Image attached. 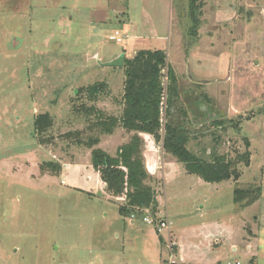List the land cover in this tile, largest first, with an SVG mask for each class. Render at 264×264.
I'll use <instances>...</instances> for the list:
<instances>
[{
    "label": "rangeland",
    "instance_id": "obj_1",
    "mask_svg": "<svg viewBox=\"0 0 264 264\" xmlns=\"http://www.w3.org/2000/svg\"><path fill=\"white\" fill-rule=\"evenodd\" d=\"M135 27L151 35L138 43L164 50L173 66L179 92L174 117L186 119L189 148L207 160L214 153L233 158L245 150L246 137L254 156V164L241 166L238 181L212 183L207 191L196 187L191 193L184 183L176 192L166 185L164 190L154 178L158 217L167 210L170 221H180L182 211L218 204L221 219L244 204L234 202V188L246 189L250 199L257 196L264 0H0V264H160L143 249L146 234L157 239V232L140 215L135 225L125 219L94 168L93 149L67 135L86 130L85 106L121 115L124 68L99 61L121 53L133 57ZM116 31L126 37L123 43L110 40ZM95 84L102 87L93 97L88 91ZM44 112L53 122L45 133L48 144L41 145L34 121ZM166 114L164 122L171 120ZM88 133L111 154L131 137L120 127L110 135ZM159 151L164 159L172 156ZM46 162L60 165V173L50 165L42 170Z\"/></svg>",
    "mask_w": 264,
    "mask_h": 264
},
{
    "label": "trees",
    "instance_id": "obj_2",
    "mask_svg": "<svg viewBox=\"0 0 264 264\" xmlns=\"http://www.w3.org/2000/svg\"><path fill=\"white\" fill-rule=\"evenodd\" d=\"M195 24L198 18L194 19ZM124 108L120 116L104 115L93 105L85 106L86 130L71 131V138L76 144L93 149L92 163L103 183L105 192L120 203V213L126 218L136 211L151 207L158 212L157 191L151 185L152 176L148 172L144 159V138L142 134H151L157 141L163 138L164 150L171 154L178 162L183 163L189 174L201 177L206 182L220 183L225 180L236 181L242 175L241 166L248 167L251 163L250 141L245 137V150L238 152L236 157L227 158L222 154L214 153L212 159L207 160L189 148L190 133L186 128V119L175 118L178 108V85L174 71L167 63V54L162 49H140L131 58L125 57L124 63ZM167 68V116L170 121L164 124V137L161 122V103L165 92L163 84L164 69ZM102 85L95 84L89 88V95L96 96ZM77 94V92H74ZM80 90L77 95L80 96ZM174 96V97H173ZM177 99V101H176ZM185 109H179L186 114ZM98 115L94 118V112ZM186 116V115H185ZM93 118L95 120H93ZM53 118L49 112L39 113L34 121V135L39 137V144H48L46 134L52 126ZM124 128L131 133L130 140L121 145L115 154H111L96 147L99 137L88 135L90 131L98 130L103 134H113L117 128ZM72 134V135H71ZM86 136V137H85ZM47 165L52 166L60 173L61 166L57 163L46 162L41 165L45 170ZM257 196L249 198L246 189L235 188L234 201L252 202L259 196L260 187H257ZM118 199V201H117Z\"/></svg>",
    "mask_w": 264,
    "mask_h": 264
},
{
    "label": "crops",
    "instance_id": "obj_3",
    "mask_svg": "<svg viewBox=\"0 0 264 264\" xmlns=\"http://www.w3.org/2000/svg\"><path fill=\"white\" fill-rule=\"evenodd\" d=\"M169 25H171V16ZM132 31L133 34L131 32L130 35H132V40L135 39V47L133 49H158L156 47L149 48L138 43H142L143 39H148L151 36L150 34L142 36L140 30L137 31L136 27ZM159 34L160 33H158V35ZM155 35L156 34L153 36ZM166 37L168 36H157L159 39ZM112 59L114 58L109 60ZM196 60H199V57H196ZM195 65H197L198 71L204 74L202 64L195 63ZM171 67L173 69V66ZM194 80L196 79H193V81ZM197 80L202 82L206 81L202 79ZM197 84L201 85L203 83L197 82ZM142 135L146 140L144 149L146 168L153 179L158 177L161 179L164 190L166 185L168 188L167 190L175 189L176 192L179 185L184 183L185 186H182V188L188 189L191 193L195 191L194 189H196V187H201V190L207 191L204 187L212 183L206 182L197 175L189 174L187 170L185 171L186 173H183L178 167L179 162L176 158L168 156L164 159V154L161 155L159 149L156 148L151 135ZM259 153L260 157L257 158L256 162V166L260 170L259 196L252 202H246L245 200L242 206L238 207V209L236 208L233 214L235 219L233 216H225L221 219L218 218L221 213V207L218 204H211L207 208L202 205L197 210H195V207L194 211L193 208H191V210L182 211L183 213L181 215H184V218L180 221L177 219L174 220L173 218L171 219L172 236L178 244V249L180 245L179 254L183 264H224L229 260H240L244 262V264H264V142L263 145L260 146ZM160 156L161 167L158 166ZM252 163L254 164L253 155L251 156L250 165ZM220 183L214 184L217 185ZM201 190H199L198 194ZM217 190H219V188H216V191ZM198 194L194 195L195 199L198 198ZM205 199L207 200L208 197H205ZM157 201L159 205L158 208L161 212L159 198H157ZM232 207L234 208V205ZM165 212V216L169 218V212L167 210ZM136 221L137 220H132L130 223L135 225ZM156 235L157 239L151 232L146 234L143 249H146L147 254L150 255L154 262L159 261L161 263V260L167 254L165 244L166 238L165 236L160 237L157 233ZM176 235L178 239H175Z\"/></svg>",
    "mask_w": 264,
    "mask_h": 264
},
{
    "label": "built area",
    "instance_id": "obj_4",
    "mask_svg": "<svg viewBox=\"0 0 264 264\" xmlns=\"http://www.w3.org/2000/svg\"><path fill=\"white\" fill-rule=\"evenodd\" d=\"M109 38L112 41H116L118 43H123V41L125 40L126 37L124 38V36L121 35V33L119 31H116L115 33H112L109 36ZM166 71H167V68L164 69L165 75L163 76V84L165 86V92H164V96H163V101L161 103V122H162L163 128L161 129L160 133L163 137H164V124L166 122H164L162 114L164 112L167 113V109H168V105L166 102L167 101L166 87L168 84V76L166 74ZM149 135H151V134H149ZM151 138L154 140L156 148H158L159 150L161 148H163V141L162 140L157 141L153 135H151ZM158 161H159L158 166L161 167V164H160L161 156L159 157ZM137 215L141 216L144 223H146L149 226H152L154 228V230L157 232V234H159L160 237L165 236V234H167V236H168L165 239L166 240L165 244H166L167 254L161 260L160 264H183V261L180 257V254H179L178 244L172 236V222L166 216L158 217V214L155 213L154 211L150 212L149 208L136 209V211L130 215L129 219L136 220ZM164 230L166 231L165 234L163 233ZM224 264H243V263L240 260H229V261H226Z\"/></svg>",
    "mask_w": 264,
    "mask_h": 264
},
{
    "label": "water",
    "instance_id": "obj_5",
    "mask_svg": "<svg viewBox=\"0 0 264 264\" xmlns=\"http://www.w3.org/2000/svg\"><path fill=\"white\" fill-rule=\"evenodd\" d=\"M99 63L104 66L124 67L125 53H121L114 59L106 61V62H103L102 60H100Z\"/></svg>",
    "mask_w": 264,
    "mask_h": 264
}]
</instances>
